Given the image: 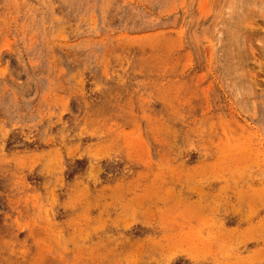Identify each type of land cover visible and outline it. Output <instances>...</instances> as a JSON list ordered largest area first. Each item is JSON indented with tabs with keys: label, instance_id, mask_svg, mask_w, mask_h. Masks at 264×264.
Instances as JSON below:
<instances>
[{
	"label": "rangeland",
	"instance_id": "obj_1",
	"mask_svg": "<svg viewBox=\"0 0 264 264\" xmlns=\"http://www.w3.org/2000/svg\"><path fill=\"white\" fill-rule=\"evenodd\" d=\"M0 264H264V0H0Z\"/></svg>",
	"mask_w": 264,
	"mask_h": 264
}]
</instances>
